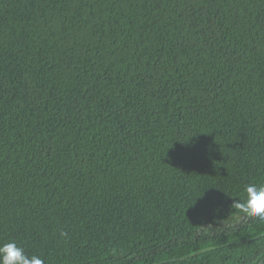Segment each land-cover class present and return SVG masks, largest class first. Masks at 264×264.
<instances>
[{
  "label": "trees",
  "instance_id": "trees-1",
  "mask_svg": "<svg viewBox=\"0 0 264 264\" xmlns=\"http://www.w3.org/2000/svg\"><path fill=\"white\" fill-rule=\"evenodd\" d=\"M250 183L264 0H0V244L44 264H255L264 220L232 205Z\"/></svg>",
  "mask_w": 264,
  "mask_h": 264
},
{
  "label": "clouds",
  "instance_id": "clouds-1",
  "mask_svg": "<svg viewBox=\"0 0 264 264\" xmlns=\"http://www.w3.org/2000/svg\"><path fill=\"white\" fill-rule=\"evenodd\" d=\"M243 192V198L234 200L233 207L247 217L264 220V184L250 183ZM0 264H44V261L38 255H28L15 241H9L0 244ZM255 264H264V253L255 256Z\"/></svg>",
  "mask_w": 264,
  "mask_h": 264
},
{
  "label": "rangeland",
  "instance_id": "rangeland-1",
  "mask_svg": "<svg viewBox=\"0 0 264 264\" xmlns=\"http://www.w3.org/2000/svg\"><path fill=\"white\" fill-rule=\"evenodd\" d=\"M233 222H236V220H234ZM226 226H227V224H225V223L224 224H215V225L211 226L209 229L210 230H218L220 228L225 229Z\"/></svg>",
  "mask_w": 264,
  "mask_h": 264
}]
</instances>
